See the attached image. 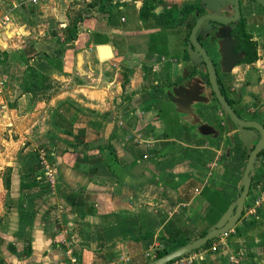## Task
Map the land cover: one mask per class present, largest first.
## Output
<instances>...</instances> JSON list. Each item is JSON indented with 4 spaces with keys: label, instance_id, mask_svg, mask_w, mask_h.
<instances>
[{
    "label": "crops",
    "instance_id": "1",
    "mask_svg": "<svg viewBox=\"0 0 264 264\" xmlns=\"http://www.w3.org/2000/svg\"><path fill=\"white\" fill-rule=\"evenodd\" d=\"M88 3L0 0V264H147L211 230L214 192L232 215L259 140L190 44L203 14L234 15L231 0ZM240 8L256 62L239 61L231 26L205 23L198 39L238 115L264 126V6ZM263 193L264 157L226 244L192 264H264Z\"/></svg>",
    "mask_w": 264,
    "mask_h": 264
},
{
    "label": "water",
    "instance_id": "2",
    "mask_svg": "<svg viewBox=\"0 0 264 264\" xmlns=\"http://www.w3.org/2000/svg\"><path fill=\"white\" fill-rule=\"evenodd\" d=\"M231 1L234 6V11H235L234 15L225 16L221 14H203L201 17L197 19L190 34V44L193 47V49L202 57V60L208 69L212 90L217 100L219 101L220 105L222 106L223 110L230 117L231 121L235 123L238 127L242 129H252L256 131L259 140L249 155L243 177V182L241 185V190L237 199L234 202L232 215L225 220L221 218L220 221H218L206 235L198 238L197 240L188 242L185 245L147 264H168L178 258H181L193 252L196 249L201 248L202 246L207 244L210 240H213L216 237L220 236L222 233L230 230L237 223V221L240 219V217L243 214L245 200L252 186V176L255 171L256 162L262 158L260 157V155L264 151V126L258 122L244 120L238 115L234 107L229 103L227 98L224 96L218 82L214 64L198 39V32L202 27V25H204L205 23H218L219 25L231 26L232 23L240 19L241 17L240 0H231ZM255 1H257L258 3L264 6V0H255ZM105 57H109L108 52L106 53Z\"/></svg>",
    "mask_w": 264,
    "mask_h": 264
},
{
    "label": "trees",
    "instance_id": "3",
    "mask_svg": "<svg viewBox=\"0 0 264 264\" xmlns=\"http://www.w3.org/2000/svg\"><path fill=\"white\" fill-rule=\"evenodd\" d=\"M103 2V0H95L91 3L87 4V8L89 10H91V8L95 5H100ZM170 11L175 13L174 15L176 16V18L173 19V21H176L178 19L177 15H178V10L176 7H172L170 8ZM197 11L201 14L204 13V10L201 9L199 6L197 5H185L183 6V8L181 9V14L186 17L187 15H189L190 13ZM179 12V13H180ZM81 21V18H78L76 21H74L71 30H72V39L76 38V30H77V25L78 23ZM219 25L218 23H214ZM232 27V33H231V42L233 45V48L236 52V54L238 55V59L241 63H254L257 61L258 59V53H257V43L253 40V36L247 32L246 30V22L245 19L243 18V16L241 15L240 19L237 20L236 22L231 24ZM28 71L30 74H32L35 77L38 78H42V74L40 72H38L37 70H35L34 68H28ZM222 89V88H221ZM222 92L224 94V96L227 98V100L229 101V103L233 106V102L227 97V95L225 94V91L222 89ZM215 96V94H214ZM260 157H264V151L261 153ZM219 194L217 192H214L213 194V198L210 201L212 208L211 211L209 212V214L206 216L207 220L212 222V223H217L218 221H220L222 214L225 212L227 206L222 207L219 204V200L218 199ZM215 223V224H216ZM205 235V234H204ZM210 240L207 244H205L204 246H202L201 248H205V247H209V245L214 241ZM187 243V240H183L181 242L182 245H185ZM200 249V248H199ZM199 249L194 250L198 251ZM191 252V253H193ZM167 253H169L168 250L164 249L161 251H158L157 257H162L164 255H166ZM189 253V254H191ZM188 255V254H187ZM185 255V256H187ZM184 257V256H183ZM181 257V258H183ZM174 261L168 263L171 264Z\"/></svg>",
    "mask_w": 264,
    "mask_h": 264
},
{
    "label": "built area",
    "instance_id": "4",
    "mask_svg": "<svg viewBox=\"0 0 264 264\" xmlns=\"http://www.w3.org/2000/svg\"><path fill=\"white\" fill-rule=\"evenodd\" d=\"M86 1L91 3V2H93L95 0H86ZM40 159H41V161L43 163V169H44L45 175L48 178V182L51 185H54L56 183V181H57L56 170L54 169L53 165L51 163H49L48 160L46 159V152L44 150L41 151ZM263 202H264V193L259 198L257 204H261ZM231 232H232V230L230 229V230L222 233L220 236L216 237L215 240L211 243L212 250L216 251V250H218V248L221 245H225L226 244V242H225L226 238H228L230 236ZM232 260L234 262H237V258L234 257V256L232 257Z\"/></svg>",
    "mask_w": 264,
    "mask_h": 264
},
{
    "label": "rangeland",
    "instance_id": "5",
    "mask_svg": "<svg viewBox=\"0 0 264 264\" xmlns=\"http://www.w3.org/2000/svg\"><path fill=\"white\" fill-rule=\"evenodd\" d=\"M192 261H193L192 255L188 254L187 256H184L183 258H178L174 260V262L171 264H192Z\"/></svg>",
    "mask_w": 264,
    "mask_h": 264
}]
</instances>
